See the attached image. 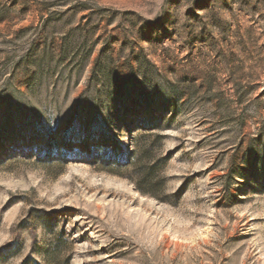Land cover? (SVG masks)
Instances as JSON below:
<instances>
[{
	"label": "rangeland",
	"instance_id": "obj_1",
	"mask_svg": "<svg viewBox=\"0 0 264 264\" xmlns=\"http://www.w3.org/2000/svg\"><path fill=\"white\" fill-rule=\"evenodd\" d=\"M66 263L264 264V0H0V264Z\"/></svg>",
	"mask_w": 264,
	"mask_h": 264
},
{
	"label": "trees",
	"instance_id": "obj_2",
	"mask_svg": "<svg viewBox=\"0 0 264 264\" xmlns=\"http://www.w3.org/2000/svg\"><path fill=\"white\" fill-rule=\"evenodd\" d=\"M48 254H51V255H52V254H53V255L55 254V255H56L57 252H48ZM66 264H68V263H66Z\"/></svg>",
	"mask_w": 264,
	"mask_h": 264
}]
</instances>
